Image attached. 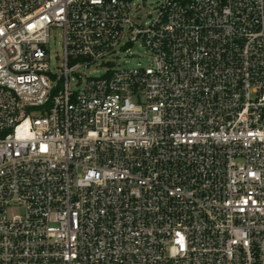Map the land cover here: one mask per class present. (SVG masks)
<instances>
[{"label": "built area", "instance_id": "built-area-1", "mask_svg": "<svg viewBox=\"0 0 264 264\" xmlns=\"http://www.w3.org/2000/svg\"><path fill=\"white\" fill-rule=\"evenodd\" d=\"M0 264H264V0H0Z\"/></svg>", "mask_w": 264, "mask_h": 264}, {"label": "rangeland", "instance_id": "rangeland-1", "mask_svg": "<svg viewBox=\"0 0 264 264\" xmlns=\"http://www.w3.org/2000/svg\"><path fill=\"white\" fill-rule=\"evenodd\" d=\"M145 12V9L143 10ZM48 52L51 57L52 68L56 69L58 63H60L63 54V37L62 31L57 28H53L51 32L50 43L48 45ZM150 62V55L147 49L137 43L131 47L128 51L122 52L119 55L118 68H135L138 65L146 66ZM102 71L93 72V76H101Z\"/></svg>", "mask_w": 264, "mask_h": 264}]
</instances>
